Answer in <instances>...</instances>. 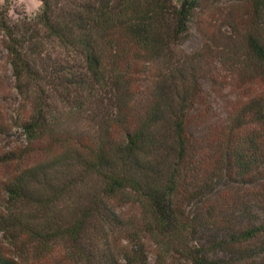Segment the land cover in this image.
I'll list each match as a JSON object with an SVG mask.
<instances>
[{
  "label": "trees",
  "instance_id": "1",
  "mask_svg": "<svg viewBox=\"0 0 264 264\" xmlns=\"http://www.w3.org/2000/svg\"><path fill=\"white\" fill-rule=\"evenodd\" d=\"M13 1L0 35L30 108L20 158L47 157L2 192L42 186L68 212L44 240L75 264H151L145 238L164 261L264 264V0H39L33 19ZM206 81L237 94L225 116ZM0 264L25 263L0 244Z\"/></svg>",
  "mask_w": 264,
  "mask_h": 264
},
{
  "label": "rangeland",
  "instance_id": "2",
  "mask_svg": "<svg viewBox=\"0 0 264 264\" xmlns=\"http://www.w3.org/2000/svg\"><path fill=\"white\" fill-rule=\"evenodd\" d=\"M3 2L4 0H0V5ZM40 7L39 0H14L11 16L13 19H18L19 14L25 13L33 19ZM202 45L201 37L194 32L191 39L182 46V50L191 53L199 50ZM237 73L233 74L229 70L221 72L219 76L227 77V81H230V77H239ZM245 87L249 88L250 85ZM204 88L215 112L225 116L226 109L231 107V100L235 102L237 94L229 85L218 92L206 81ZM259 91L255 86H251L248 90L253 92V95ZM29 110L28 102L16 88V80L8 64L0 35V227L3 228H0L2 230L0 244L10 257H14L21 263L75 264V260L71 258L69 243L58 241L50 236L48 237L50 241H45L43 238L45 230L50 231L56 228L63 218L68 217V212L59 207L56 200L53 203L50 202L52 194L48 190L42 186L33 187L26 198L16 201L2 192L4 182L10 181L30 166L43 162L47 157L43 152H36L26 160L20 158L23 150L28 149V142L23 135V130L17 125L21 123V119ZM240 192L243 195V191L240 190ZM130 214L135 215V210H131ZM94 233L95 230L92 235ZM144 243L151 264L185 263L179 256H169L167 261H164L157 257L161 251L160 247L147 238L144 239ZM118 261L119 264H128L123 258Z\"/></svg>",
  "mask_w": 264,
  "mask_h": 264
}]
</instances>
